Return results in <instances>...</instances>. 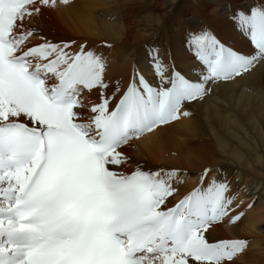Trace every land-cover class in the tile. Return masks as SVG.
I'll return each mask as SVG.
<instances>
[{
  "label": "snow or ice",
  "instance_id": "1",
  "mask_svg": "<svg viewBox=\"0 0 264 264\" xmlns=\"http://www.w3.org/2000/svg\"><path fill=\"white\" fill-rule=\"evenodd\" d=\"M58 2L0 0V264H234L246 241L213 236L244 215H231L227 177L205 168L181 194L178 169L129 168L128 150L264 62V0L229 10L247 51L192 22L178 56L153 47L149 74L136 68L123 87L84 44H30L25 22Z\"/></svg>",
  "mask_w": 264,
  "mask_h": 264
},
{
  "label": "bare ground",
  "instance_id": "2",
  "mask_svg": "<svg viewBox=\"0 0 264 264\" xmlns=\"http://www.w3.org/2000/svg\"><path fill=\"white\" fill-rule=\"evenodd\" d=\"M245 2L68 0L25 24L34 33L30 44L44 36L53 42L75 41V46L84 44L102 54L106 80L123 87L134 69L149 74L146 53L153 47L169 60L178 56L192 22L197 28L209 25L226 45L247 51L249 45L229 20V10ZM85 99L93 103L95 94ZM189 111V116L133 140L129 168L139 161L153 169H178L181 194L197 186L205 168L214 169L213 176H226L235 197L231 215H244L235 223L225 218L213 236L246 241L234 264H264V62L241 77L219 82Z\"/></svg>",
  "mask_w": 264,
  "mask_h": 264
}]
</instances>
